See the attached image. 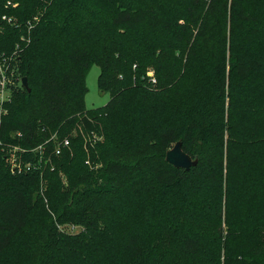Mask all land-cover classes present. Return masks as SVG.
Here are the masks:
<instances>
[{"label": "trees", "instance_id": "1", "mask_svg": "<svg viewBox=\"0 0 264 264\" xmlns=\"http://www.w3.org/2000/svg\"><path fill=\"white\" fill-rule=\"evenodd\" d=\"M258 27L264 0H0V49L29 84L0 130V258L15 244L10 264H264ZM94 64L111 98L88 108ZM179 140L189 170L166 160Z\"/></svg>", "mask_w": 264, "mask_h": 264}, {"label": "rangeland", "instance_id": "2", "mask_svg": "<svg viewBox=\"0 0 264 264\" xmlns=\"http://www.w3.org/2000/svg\"><path fill=\"white\" fill-rule=\"evenodd\" d=\"M11 4H13V2L11 1ZM260 27V26H259ZM258 27V28H259ZM263 33V36H264V29H257L255 31V33ZM259 33L257 35H259ZM14 58H16V52L13 51L10 53ZM16 61L14 63V66H15V69H16ZM99 75H100V67L98 64H94L91 69L89 70L88 74H87V77H86V85H87V88H88V91L86 93V96H85V102H86V105L88 108H96V107H102L104 105H106L111 96H110V93L109 92H104L100 89V86H99ZM148 77H149V80L152 84H156V81H153L152 80V77H155V70L152 66H150L147 70V74H146ZM152 86H155V85H152ZM173 107V106H172ZM172 110L171 109H168L166 113H171ZM77 130H81V128H76L74 129L71 133L73 135H76L77 134ZM94 137V135H93ZM84 138V137H83ZM95 140V141H94ZM97 140H101L103 141L104 140V137L103 135H100V136H95L92 140V142H96ZM176 143V142H175ZM174 143V144H175ZM173 144V145H174ZM85 153H86V163L87 165H89L91 168L95 169L96 167H98V162H96L97 164H93L91 158H90V155H91V150L90 149H86V147L84 146L83 147ZM61 178H62V181L64 183V186H66L67 184V177L66 175L61 172ZM46 200V199H45ZM125 206L127 208H129V218L132 220V223L136 224V217H140L139 214L137 213L136 210H138V207L139 206H134V205H129V204H126L125 203ZM237 212V211H236ZM234 212V214L236 213ZM233 214V215H234ZM33 217L31 216L30 218V221H29V225L28 227L26 228L25 230V234L26 236H33L35 235L36 231H37V227H36V224L34 223V220H32ZM84 225L81 224L80 220L78 219H75V220H72L70 222H67L65 224H63L61 227H60V232L61 233H77L81 230H84ZM17 246H15L14 244V251H10L8 253H5L1 258H0V264H10V262L12 263V261L15 259V250H16ZM124 259L127 258L126 257V253L125 252H121Z\"/></svg>", "mask_w": 264, "mask_h": 264}, {"label": "built area", "instance_id": "3", "mask_svg": "<svg viewBox=\"0 0 264 264\" xmlns=\"http://www.w3.org/2000/svg\"><path fill=\"white\" fill-rule=\"evenodd\" d=\"M9 4H11V1H9ZM3 19H7L11 22V18H8L6 15L3 16ZM14 63L15 58L10 53L0 49V130L3 117L8 112L6 103L11 101L13 92L18 86L23 87L22 78L17 73V68L15 69ZM152 80L156 81V77H152ZM50 140L56 144L54 148V153L56 155H60L63 148L69 147L71 144L70 137H64L61 139L57 133L53 134ZM41 148L42 145H40L37 149L40 150ZM14 150L17 151L20 150V148L15 147ZM13 164L15 169H17L20 173L22 171H29L34 166L32 162H27L22 165L20 162L16 161L15 158L13 159Z\"/></svg>", "mask_w": 264, "mask_h": 264}, {"label": "water", "instance_id": "4", "mask_svg": "<svg viewBox=\"0 0 264 264\" xmlns=\"http://www.w3.org/2000/svg\"><path fill=\"white\" fill-rule=\"evenodd\" d=\"M22 84L25 88H29L27 77L22 78ZM166 160L177 168H185L189 170L198 163L197 159L183 150L182 141H177L166 154Z\"/></svg>", "mask_w": 264, "mask_h": 264}]
</instances>
